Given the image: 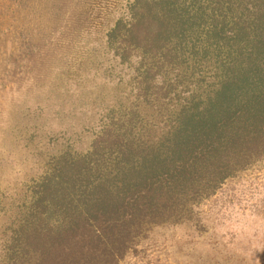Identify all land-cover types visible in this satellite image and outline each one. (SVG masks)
<instances>
[{"label": "rangeland", "instance_id": "374dc122", "mask_svg": "<svg viewBox=\"0 0 264 264\" xmlns=\"http://www.w3.org/2000/svg\"><path fill=\"white\" fill-rule=\"evenodd\" d=\"M238 1L0 0V264H34L65 190L124 173L212 96L249 47ZM185 201L118 264H264V152Z\"/></svg>", "mask_w": 264, "mask_h": 264}, {"label": "trees", "instance_id": "16d2710c", "mask_svg": "<svg viewBox=\"0 0 264 264\" xmlns=\"http://www.w3.org/2000/svg\"><path fill=\"white\" fill-rule=\"evenodd\" d=\"M243 2L240 37L249 47L230 46L236 57H226L229 74L212 96L188 109L124 173L90 192L65 190V222L49 234L34 264H118L145 224L177 218L185 197L205 196L237 163L264 152V0Z\"/></svg>", "mask_w": 264, "mask_h": 264}]
</instances>
